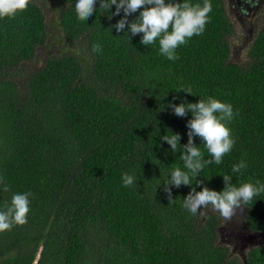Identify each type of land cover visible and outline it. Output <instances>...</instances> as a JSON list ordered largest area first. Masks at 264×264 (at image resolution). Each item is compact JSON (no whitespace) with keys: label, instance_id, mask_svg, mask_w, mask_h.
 Returning <instances> with one entry per match:
<instances>
[{"label":"trees","instance_id":"obj_1","mask_svg":"<svg viewBox=\"0 0 264 264\" xmlns=\"http://www.w3.org/2000/svg\"><path fill=\"white\" fill-rule=\"evenodd\" d=\"M57 1L64 5L55 36L61 45L38 70L24 64L39 48L56 46L46 44L40 6L29 1L0 18V177L9 186L4 192L0 184V211L13 194H32L27 223L0 232V264H264V245L251 247L244 261L231 253L220 240L223 218L211 206L196 214L183 207L192 187L222 191L223 175L236 187L264 185V23L247 40L244 61L234 62L236 25L224 0H209L203 33L169 60L159 38L145 46L142 33L130 38L127 26L115 30L123 11L109 19L97 0L83 21L77 0ZM176 2L203 6L204 0H166ZM96 44L102 50L94 53ZM209 97L232 106L226 126L234 145L191 186L172 187L169 202L164 183L171 170L187 169L182 147L173 153L161 137L179 133L183 146L192 117H178L167 105ZM242 161L247 167L233 173ZM125 173L137 183L125 187ZM237 210L249 230L264 232V192Z\"/></svg>","mask_w":264,"mask_h":264},{"label":"clouds","instance_id":"obj_2","mask_svg":"<svg viewBox=\"0 0 264 264\" xmlns=\"http://www.w3.org/2000/svg\"><path fill=\"white\" fill-rule=\"evenodd\" d=\"M29 0H0V18L13 17L19 11L27 8ZM97 0H77L75 9L80 20L87 21L96 12ZM115 5V12H110ZM99 8L108 12V18L120 15L113 27L119 33L127 26V33L132 36L143 34L140 40L142 45H150L159 38L160 52L169 60H176L178 46L187 42V39L194 35H200L205 29L209 20L208 14L212 11L209 0H204L203 6L192 5L188 2L166 3V0H99ZM139 12L135 20L129 21L128 17ZM171 27V31L169 28ZM93 52H100L101 45L93 46ZM191 93V91H184ZM175 99V97H174ZM168 108L178 117H185L191 112V119L187 121L188 141L183 146L180 145L181 136L179 133L171 135L165 134L161 140L170 145L173 153L178 145L182 147L181 160L187 171H182L179 167L171 170L170 179L164 183V191L167 193L169 202H172V187L180 188L182 185L191 186L192 178L199 176L204 166L220 164L223 156L228 153L234 140L231 138L230 129L227 122L233 119V110L230 104L222 103L212 97L206 101L200 99L197 103L182 102L174 104L169 102ZM218 114V115H217ZM194 137H199L212 159H204L198 146L194 143ZM245 162L233 165L232 172L239 173L246 168ZM232 176L223 175L224 189L220 192L203 187L201 191H196L192 187L186 197L183 198V207L196 214L201 208H208L218 211L225 219L230 220L236 210L242 205L252 201L253 197L264 192V185L254 186L245 183L240 187L231 183ZM125 187L133 186L137 179L133 175L125 173L122 176ZM202 182H198L200 185ZM259 183V182H257ZM0 184H3V191H9V186L3 183L0 177ZM171 186V187H170ZM30 192L15 193L11 198L10 206L6 211H0V232L10 230L13 225H23L27 223L26 215L29 212Z\"/></svg>","mask_w":264,"mask_h":264},{"label":"rangeland","instance_id":"obj_3","mask_svg":"<svg viewBox=\"0 0 264 264\" xmlns=\"http://www.w3.org/2000/svg\"><path fill=\"white\" fill-rule=\"evenodd\" d=\"M29 1H33L35 4L40 6V8L45 14V24H46V29L48 32L47 38H46L47 40L46 44L50 45L51 43H53V45L55 46V43H56V46L52 47L51 50H46L44 49V47L39 48L36 53L35 58L32 61L24 64L25 69L32 71V70H38L42 66L43 61L45 57L47 56L46 54L53 52L54 49L56 53L59 52L57 51V48L58 46L61 45V43L57 44L58 40H55V36L61 33L60 26H59V19H60V11H62V9L64 8V5H62L57 0H29ZM241 16L242 18L239 19L241 20L240 23L236 19V16H233L236 19L235 21L234 19H231L237 24L236 25L237 35H236V38L233 39V42L231 45V60L237 63L244 61V58L247 52L245 47H247L248 46L247 44H249V42H246V40L251 39L252 36H254V34L252 36H248L247 34L250 20L242 14ZM242 22H245V23L242 24ZM16 79L19 82L22 81V79L20 78H16ZM215 212L218 213L223 218V221H224L223 226H225L227 219H225L218 211H215ZM222 243L228 245L231 248L232 254L234 253L238 254L239 250L233 246H230L228 241H224Z\"/></svg>","mask_w":264,"mask_h":264},{"label":"flooded vegetation","instance_id":"obj_4","mask_svg":"<svg viewBox=\"0 0 264 264\" xmlns=\"http://www.w3.org/2000/svg\"><path fill=\"white\" fill-rule=\"evenodd\" d=\"M224 6L226 14L231 22L235 23L234 21L237 19L240 23L241 20L239 19L242 18L241 14L250 20L247 32L248 36H252L254 32L257 31L258 25H262L264 23V0H224ZM233 16H236V19ZM231 19H234V21ZM243 23L245 22H242V24ZM235 25L237 24L235 23ZM241 218L240 211L236 210L233 217L230 220H227L226 225L223 226L224 223L222 224L219 229V235L221 242L228 241L230 246H233L237 249L241 242L239 239L240 232L246 231L249 234L261 235L260 238L257 237L254 242L247 243L244 249L240 250L238 254L234 253V255H237L242 261H244L245 253L251 247L264 245V232L259 233L249 230L248 227L242 222Z\"/></svg>","mask_w":264,"mask_h":264},{"label":"water","instance_id":"obj_5","mask_svg":"<svg viewBox=\"0 0 264 264\" xmlns=\"http://www.w3.org/2000/svg\"><path fill=\"white\" fill-rule=\"evenodd\" d=\"M260 234H249L246 231H242L239 233V239H240V245L238 247V250H242L244 249L245 245L247 243H251L254 242L255 239H257V237L260 238ZM257 243V242H256Z\"/></svg>","mask_w":264,"mask_h":264},{"label":"bare ground","instance_id":"obj_6","mask_svg":"<svg viewBox=\"0 0 264 264\" xmlns=\"http://www.w3.org/2000/svg\"><path fill=\"white\" fill-rule=\"evenodd\" d=\"M215 263V262H214Z\"/></svg>","mask_w":264,"mask_h":264}]
</instances>
